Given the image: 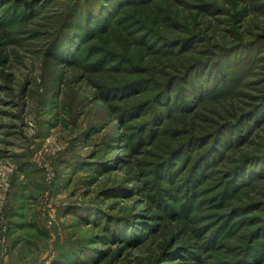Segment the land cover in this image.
<instances>
[{
  "label": "rangeland",
  "instance_id": "obj_1",
  "mask_svg": "<svg viewBox=\"0 0 264 264\" xmlns=\"http://www.w3.org/2000/svg\"><path fill=\"white\" fill-rule=\"evenodd\" d=\"M0 264H264V0H0Z\"/></svg>",
  "mask_w": 264,
  "mask_h": 264
},
{
  "label": "trees",
  "instance_id": "obj_2",
  "mask_svg": "<svg viewBox=\"0 0 264 264\" xmlns=\"http://www.w3.org/2000/svg\"><path fill=\"white\" fill-rule=\"evenodd\" d=\"M84 1V0H83ZM86 1V0H85ZM73 11V10H72ZM72 11H68V18H66V15L64 16V18H63V20H62V23H61V26H60V29H58V33H57V35H56V41H55V43H54V47L56 46V45H58L59 44V42L58 41H60V39H61V41H62V43L63 44H65V46H67L68 47V49H69V47H71L72 45L74 46V49H76V47H77V44H75L74 43V39H76V36H79V37H81L80 36V33H78L77 31L75 32L74 31V28L73 27H71V24H69V20L70 19H72L73 18V14H72ZM66 14V13H65ZM95 15L96 14H94V15H92V16H90V18L92 19L91 20V22L88 24V26H87V28L89 29V30H91L93 27H96L95 26V24L93 23L94 21H95ZM70 17V18H69ZM99 26H101V23H100V25ZM59 36H60V38H59ZM78 41H79V39H77ZM61 44V43H60ZM58 46H60V45H58ZM82 49H81V47H80V50L79 51H81ZM70 52V54H71V51H69ZM78 54L79 53H77V54H75V56L77 55L78 56ZM87 54V53H86ZM70 60V59H69ZM197 62H202V61H197ZM195 64V63H194ZM198 85V84H197ZM165 88V87H164ZM164 88H162V89H160V91H159V95L158 96H160V98H161V94L163 95L164 94ZM217 132V136H219V133H220V130H217L216 131Z\"/></svg>",
  "mask_w": 264,
  "mask_h": 264
}]
</instances>
